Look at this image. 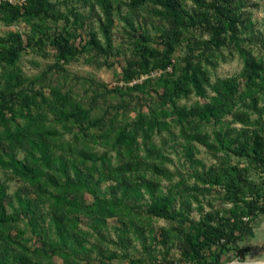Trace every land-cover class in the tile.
<instances>
[{"label": "trees", "instance_id": "trees-1", "mask_svg": "<svg viewBox=\"0 0 264 264\" xmlns=\"http://www.w3.org/2000/svg\"><path fill=\"white\" fill-rule=\"evenodd\" d=\"M83 1L91 9L95 5L101 9L103 43L96 31H89L86 39L70 32L72 26H83L84 15L75 7L68 8L71 19L50 0H26L21 6L8 1L0 4L6 23L32 21L33 35L36 30L40 32L38 40H29L27 45L19 32L0 36V85L13 92L10 100L0 102V171L23 183V187L9 192L0 178V264H47L55 254L78 264L69 256L79 249L87 250L85 237L75 233L81 216L90 221L89 231L81 233L101 237L107 219L116 218L123 228L118 242L126 247L129 230L143 238V231L135 227L137 209L142 206L148 217L177 223L176 231L184 234L182 256L191 264H222L223 253L235 248L233 243L240 240L255 217L264 213V186L250 182L245 188L228 169L217 171L214 167L191 173L193 185H187L185 178L173 183L174 174L162 162L166 159L165 140L181 138L184 155L191 163L202 165L194 158L195 145L200 144L213 152L245 157L264 173V106L259 105L264 101V59L241 46V34L251 33L253 27L250 18L242 16L241 0H192V8L186 7L183 0H119L116 7L111 0ZM121 4L127 7L122 19L136 49L121 79L128 93L140 92L149 100L147 111L140 105L134 109L135 117L128 120L124 116L123 123L108 117L106 110L95 112L96 96L100 94L92 96L85 106L69 88L62 92L47 81L48 74L66 72L65 66L85 52H109L113 12L117 8L120 14ZM148 5L151 14L166 24L158 35L161 47L151 45L149 33H139L134 24V12ZM47 19L54 23L62 20V27L48 35L43 27ZM197 30L208 37H196ZM182 40H186L188 52L183 57L184 65L178 67L171 56ZM45 41L52 48L53 63L30 77L22 71L19 58L26 46L41 50ZM228 44L237 48L242 69L211 82L207 66L216 64L220 49ZM155 69L162 71L158 76H148ZM144 74L147 77L140 82L127 85ZM191 94L207 100L179 103ZM117 106L127 110L124 103ZM255 112L258 116L252 119ZM48 114L52 115L50 119ZM235 122L241 127L234 126ZM209 125L214 129L209 131ZM162 133L167 138L157 143L154 136ZM98 144L108 149L99 152L95 146ZM162 179L170 182L169 187L163 188ZM106 180L114 182L118 190L109 185L102 192L100 184ZM214 186L225 189L230 207L206 211L198 220L190 218L192 201L180 197L188 196L199 203L198 194ZM86 194L93 197L91 203L86 201ZM197 209L202 212L203 207ZM11 230H16L19 240L16 247L8 245L13 240ZM28 230L39 240L44 236L41 241L48 249L35 247L29 253L24 244L30 240L24 236ZM149 230V238L157 243L158 234ZM160 233L159 242L165 243L169 232L163 229ZM151 245L144 248L153 250L155 245ZM116 256L115 252L108 254V258Z\"/></svg>", "mask_w": 264, "mask_h": 264}, {"label": "rangeland", "instance_id": "rangeland-1", "mask_svg": "<svg viewBox=\"0 0 264 264\" xmlns=\"http://www.w3.org/2000/svg\"><path fill=\"white\" fill-rule=\"evenodd\" d=\"M56 2L57 9L60 12H64L69 15L68 8L75 7L84 16L82 27H70V32L76 35H81L82 39H86L87 33L89 31H96L98 33V38L103 43V36L100 32V16L102 17L101 9L98 5H95L93 9L89 3L83 0H50ZM114 7L119 3V0H111ZM186 7H194V2L192 0H183ZM209 1V0H206ZM241 13L243 18L249 17L252 22V32H244L241 34L243 39L242 48L251 53L253 56H261L264 59V0H241ZM120 14L118 9L114 10V23L111 32L112 47L108 53H99L96 50L92 52H85L82 55L76 57L74 60L69 62L66 67V72H56L53 71L48 74V80L51 84L61 88L62 92L66 89H70L71 93L75 98L79 99L85 106L91 103L92 96L96 93L100 94L96 96V107L95 112L102 113L105 110L108 117H114L118 122L122 121V118L126 116V119H131L135 117L136 110L141 105L143 111H147L148 99H145L144 95L140 92L128 93V89L125 87L126 82L121 79L123 68L127 65L129 59H133L136 56L135 46L133 39L128 35L129 27L126 26L122 19V15L127 13V7L123 4L120 5ZM150 6H143L132 15L134 19V24L137 27V31L140 33L146 31L150 35L151 45L155 47H161L159 45L160 38L158 37L161 27H166L165 23L157 20L150 12ZM0 14V36L6 35L9 31L19 32L22 36L23 43L28 44V41L34 42L38 40L40 36L39 30H36L33 35L32 32V21H18L14 23H6ZM70 16V15H69ZM72 19V17L70 16ZM44 31L48 35H52L55 30H59L62 27V20L54 23L50 19L43 22ZM43 28V29H44ZM202 36L207 38L208 35L205 32L197 30L195 36ZM76 44L79 42V38L75 40ZM37 47L26 46L25 50L22 52L19 58V65L22 71L32 77L34 75L40 74L43 70H46L49 65L53 63V51L47 42L41 45V50H37ZM135 49V50H134ZM188 52L186 40H182L172 54V63L178 67L184 65L183 57ZM45 53V55L43 54ZM216 64L208 65L210 71V81L213 82L217 77H227L231 75H236L242 69V58L239 55L237 48L233 44H228L222 47L219 51L218 58L215 59ZM167 70H171V65L167 67ZM162 71V70H161ZM160 70L151 71L148 76H158L161 72ZM146 74L142 75L135 80L128 82L127 85H132L134 82H140L144 79ZM158 87V86H157ZM118 88V89H116ZM47 91V90H46ZM12 89L10 87L0 85V102L10 100L12 98ZM209 94H211L209 92ZM207 100L196 96L194 94L189 95L187 98H182L179 100L180 104H198ZM124 103L127 105V110L120 108L117 105ZM259 105L264 106V101H261ZM35 111V110H34ZM125 112V113H124ZM258 116L257 112L253 113L251 118L254 119ZM52 117L48 114V119ZM230 118H226L225 120ZM262 122H264V114L262 116ZM41 124V123H40ZM236 127H241L242 124L239 122L233 123ZM208 130L214 129L212 125L207 126ZM177 132V129L174 130ZM67 138L70 137L66 134ZM155 141L159 143L161 138L166 135L162 133L161 135L154 136ZM183 140L181 138H176L175 140H165L163 155L166 159L162 162L166 168H168L173 174V183L179 181L182 178L186 179L187 185H193V179L191 173L200 172L202 170L206 171L210 167H214V170L219 171L220 168L228 169L236 180L240 184H244L245 188L250 182L255 183V186H264V173L255 168L249 159L245 157H240L232 153L225 154L224 152H213L205 148L203 145L196 144V150L194 151V158L201 161L202 165L196 163H191L184 155V150L182 146ZM96 149L101 152L108 148L103 145H95ZM114 154V151L110 152ZM143 153V151H141ZM19 154L18 156H20ZM161 159V158H160ZM160 161V160H159ZM221 171V170H220ZM234 171V172H233ZM240 176V180L239 177ZM0 178L8 186L9 192L15 191L18 187H23L21 180L11 176L8 173L0 171ZM163 188H167L170 182L162 179ZM113 186L114 191H117V185L110 180L101 182V191L104 192L106 186ZM191 191V190H190ZM189 191V192H190ZM185 198L192 201L189 217L198 220L201 218L204 212L209 210H220L230 207V196L227 195L224 188L220 186H214L209 192L203 194H198L199 203L195 202L191 197H180L181 200L185 201ZM85 199L88 203L93 201V197L90 194L85 195ZM141 203H144L142 201ZM201 205L203 207L202 212H200L197 207ZM145 206L141 209H137L139 212L138 220L136 221V229L138 231H143V238L140 235H135L136 233L133 229L129 230L127 233V246L122 247L118 242V237L122 231V223L116 218L107 219V227L102 231V235H84L81 232L89 231L88 223L89 218L81 216L80 222L75 229V233L79 236L85 237L84 244L87 250L79 249L78 252L70 254L68 247L64 248L65 252L70 254L69 259L71 261L77 262L78 264H156V260H168V259H183L181 253V244L183 242V232L180 233L176 231L177 223L174 221H168L161 217H148L144 212ZM264 218V216H262ZM25 220L21 222L20 228L25 227ZM152 229L155 233L161 236L160 231L163 229L168 230L167 238L165 243L158 242L153 245L152 240L149 238L150 230ZM264 231V230H262ZM49 233V232H48ZM47 233V234H48ZM135 233V234H134ZM10 236L13 240L11 242V247H16L17 240L16 230L10 231ZM25 237H29V241L25 242V246L28 248L29 253H33L35 247H48L42 243L41 240H45L44 236L40 237L34 235L32 231L28 230L24 234ZM259 233V229L255 230V239L260 242L257 248L251 254V258L246 257L247 252L244 244L237 240L233 243V248L229 252L223 253L222 264L230 261H248V262H263L264 261V239ZM146 238L144 241L142 239ZM151 237V236H150ZM239 241V242H238ZM152 243L154 246L153 250L146 249L144 246H149ZM151 245V247H153ZM243 249L240 254L236 252V249ZM115 252L116 257L108 258V254ZM255 252H258L259 256ZM50 253V251L48 252ZM35 256V254H32ZM249 256V255H248ZM45 257V256H44ZM248 258V259H247ZM46 258L43 262H46ZM47 264H71L64 260V256L60 254L52 255L51 262Z\"/></svg>", "mask_w": 264, "mask_h": 264}, {"label": "crops", "instance_id": "crops-1", "mask_svg": "<svg viewBox=\"0 0 264 264\" xmlns=\"http://www.w3.org/2000/svg\"><path fill=\"white\" fill-rule=\"evenodd\" d=\"M262 216H264V213H260L257 217L253 219V221L250 223L249 228H247V230L243 233V235L241 236L239 240L240 242L244 244L246 251L249 250V252H247V255H246V257H248L249 259L251 258L250 253H252L254 249L257 248L256 246L260 244L258 240H254L255 230L259 229V233H261L262 235L264 234V231H262L264 230V218ZM262 238L264 239V236ZM242 250L243 249H241L240 254L242 253ZM255 253L257 254L255 256L258 257L259 256L258 252H255Z\"/></svg>", "mask_w": 264, "mask_h": 264}, {"label": "built area", "instance_id": "built-area-1", "mask_svg": "<svg viewBox=\"0 0 264 264\" xmlns=\"http://www.w3.org/2000/svg\"><path fill=\"white\" fill-rule=\"evenodd\" d=\"M8 1L12 4H17V5H24L26 3V0H0V4L2 2ZM142 76V75H141ZM147 76V74H146ZM244 219H246L244 217ZM161 237L158 234L157 235V240H159ZM154 245V244H153ZM192 262L189 259L183 258V259H168V260H156V264H191Z\"/></svg>", "mask_w": 264, "mask_h": 264}, {"label": "water", "instance_id": "water-1", "mask_svg": "<svg viewBox=\"0 0 264 264\" xmlns=\"http://www.w3.org/2000/svg\"><path fill=\"white\" fill-rule=\"evenodd\" d=\"M224 264H264V262H248V261L240 260V261H230Z\"/></svg>", "mask_w": 264, "mask_h": 264}]
</instances>
